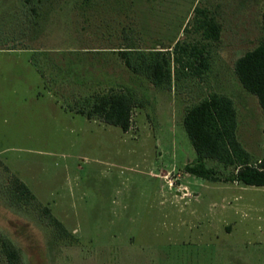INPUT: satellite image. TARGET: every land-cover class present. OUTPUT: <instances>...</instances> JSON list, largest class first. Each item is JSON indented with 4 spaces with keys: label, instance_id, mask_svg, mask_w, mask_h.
<instances>
[{
    "label": "rangeland",
    "instance_id": "1",
    "mask_svg": "<svg viewBox=\"0 0 264 264\" xmlns=\"http://www.w3.org/2000/svg\"><path fill=\"white\" fill-rule=\"evenodd\" d=\"M196 7L221 23L219 40L194 30ZM263 10L264 0H0V184L16 175L35 195L12 206L0 187V211L30 230L0 216L21 264H264V186L230 180L234 167L212 159L213 179L188 172L196 152L183 124L189 107L225 94L252 163L264 157V111L234 67L264 38ZM178 40L207 43L210 66L172 89L120 52L171 46L172 59ZM111 91L133 96L127 131L84 113Z\"/></svg>",
    "mask_w": 264,
    "mask_h": 264
},
{
    "label": "trees",
    "instance_id": "2",
    "mask_svg": "<svg viewBox=\"0 0 264 264\" xmlns=\"http://www.w3.org/2000/svg\"><path fill=\"white\" fill-rule=\"evenodd\" d=\"M194 30L203 39L217 41L221 36V23L211 16L206 8L196 7ZM264 25V10H263ZM171 46L146 51L136 46L120 48L125 64L135 73L143 74L158 88L172 89L173 81L187 75L202 77L210 66L207 43H188L178 40L173 46V61L177 68L173 71ZM235 72L243 85L257 95L264 111V38L253 49L248 50L235 61ZM135 106L133 96L126 92L111 91L97 95L90 101L89 109L84 112L88 117L98 116L103 121L120 126L127 131L131 126ZM183 124L193 144L196 158L193 164L186 165L188 172L213 179L215 169L207 166V160H216L226 167L233 166L230 180L245 185L264 186V157L252 163L251 153L243 146L237 135V109L231 97L214 92L189 107L184 115ZM5 200L9 204H31L35 195L30 187L18 176L12 175L2 185ZM1 210V209H0ZM48 213V209H45ZM0 216L11 219L4 211ZM61 231L65 228L57 219L51 217ZM18 234L29 237L27 224L13 223ZM0 249L10 264H21V252L13 240L0 234Z\"/></svg>",
    "mask_w": 264,
    "mask_h": 264
}]
</instances>
